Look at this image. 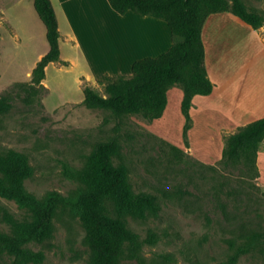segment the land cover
Wrapping results in <instances>:
<instances>
[{
	"label": "rangeland",
	"instance_id": "rangeland-1",
	"mask_svg": "<svg viewBox=\"0 0 264 264\" xmlns=\"http://www.w3.org/2000/svg\"><path fill=\"white\" fill-rule=\"evenodd\" d=\"M11 1L0 0V12L7 15H0V100H4L0 162L23 152L31 166L25 180L29 192L40 199L53 190L69 195L82 186L69 170L83 168L98 143L117 136L114 163L124 168L134 191L155 194L159 204L156 210L143 209L124 218L140 235L144 264H232L238 246L250 241V249L233 264H264V179L258 160V170L245 161H225L224 150L233 132H224L221 140V134L199 125L189 129L187 143L182 110L173 109L161 121L140 113L118 117L108 108L88 106L86 85L106 95V85L114 76L133 72L129 64L116 65L114 19L101 20L95 10L94 32L87 28L86 35L97 40L92 60L99 61L100 68L90 69L82 48L76 54L63 43V56L71 52L78 56L74 64L58 68L57 61L50 63L43 84L31 85L39 55L50 48L47 28L33 0ZM245 1L264 9V0ZM94 71L107 78L80 76L86 72L92 76ZM212 135L215 143L209 140ZM31 220L30 206L0 196V232L13 233L15 222ZM150 233L157 237L155 242L149 241ZM28 245L43 252L39 264H93L96 255L87 242L80 212L66 206L59 208L48 236ZM129 248L127 242L117 264H143ZM12 260V255L0 251V264Z\"/></svg>",
	"mask_w": 264,
	"mask_h": 264
},
{
	"label": "trees",
	"instance_id": "trees-1",
	"mask_svg": "<svg viewBox=\"0 0 264 264\" xmlns=\"http://www.w3.org/2000/svg\"><path fill=\"white\" fill-rule=\"evenodd\" d=\"M115 10H129L141 15H152L168 22L172 33V46L156 57L138 59L133 63L132 75H116L106 85L107 94L92 85L84 87L85 103L90 107H104L120 117L126 113H140L149 119L164 114L168 103V90L176 83L184 89L182 112L186 121L184 137L193 118L191 105L196 94H209L214 83L206 66V49L202 37L208 16L214 12L231 10L255 28L264 25V9L250 6L245 0H109ZM34 6L47 28L50 48L33 68L31 85L43 84L46 67L61 58L59 18L52 0H34ZM1 35V31H0ZM4 100H0V112ZM264 139V117L240 127L228 137L224 150L226 162L245 161L249 168L258 170L259 144ZM117 136L98 143L90 160L78 171H70L82 183L74 193L65 195L53 190L43 198L29 192L25 180L31 174L29 157L23 152L14 153L8 162H0V196L14 198L30 206L33 220L15 222L13 233L0 232V251L13 256L10 264H39L44 259L40 250L28 245L43 241L53 226L61 207L75 208L80 212L87 231V242L96 250L93 264H117L127 242L129 253L143 264L138 232L128 227L125 216L139 210H156L157 196L151 192L132 189L123 167L113 161L118 150ZM179 153L181 148L173 146ZM177 153V155H179ZM75 173V174H74ZM259 173V172H257ZM259 175V174H258ZM149 241L157 237L150 233ZM252 242L238 246L231 258L250 249Z\"/></svg>",
	"mask_w": 264,
	"mask_h": 264
},
{
	"label": "crops",
	"instance_id": "crops-1",
	"mask_svg": "<svg viewBox=\"0 0 264 264\" xmlns=\"http://www.w3.org/2000/svg\"><path fill=\"white\" fill-rule=\"evenodd\" d=\"M52 1L60 28L61 58L56 62L58 68L67 64L72 66L81 48L86 53L85 60L91 65L89 68H100L99 61H94V58L92 60L94 54H97V40H89L86 35L87 28L94 32L93 10L102 16L101 20L109 16L114 19V42L119 52L117 66L129 64L132 67L136 60L159 56L173 44L171 27L162 18L141 15L132 10L120 13L109 0ZM0 15L7 18L5 11L0 12ZM101 28L105 30V24H101ZM202 37L206 49V66L214 88L209 94H196L193 97L191 131L202 125L212 134H221L223 140L224 132L234 133L239 127L264 117V25L255 28L231 10L214 12L205 21ZM98 38L103 42V36ZM63 43L74 49L76 54L71 52L70 56H63ZM83 43H86V47ZM44 54L41 53L38 60ZM63 61L66 63L62 64ZM80 76L89 79L107 78L97 72L92 76L87 72ZM258 84L259 87L263 85V90L258 88ZM183 97V87L179 83L174 84L168 90L164 114L156 119L165 121L173 109L181 111ZM209 140L215 143L217 138L212 135ZM257 160L261 169L260 177L264 179V139L259 144Z\"/></svg>",
	"mask_w": 264,
	"mask_h": 264
},
{
	"label": "bare ground",
	"instance_id": "bare-ground-1",
	"mask_svg": "<svg viewBox=\"0 0 264 264\" xmlns=\"http://www.w3.org/2000/svg\"><path fill=\"white\" fill-rule=\"evenodd\" d=\"M262 86H263V85H261V87H259V84H258V88H259V89L262 88ZM258 88H257V89H258ZM259 89H258V90H259ZM258 90H257V92H259ZM261 90H263V88H262ZM260 92H261V91H260ZM261 93H262V92H261Z\"/></svg>",
	"mask_w": 264,
	"mask_h": 264
}]
</instances>
